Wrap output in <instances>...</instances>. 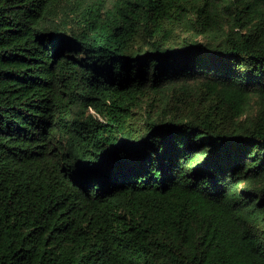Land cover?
Segmentation results:
<instances>
[{"label": "trees", "instance_id": "16d2710c", "mask_svg": "<svg viewBox=\"0 0 264 264\" xmlns=\"http://www.w3.org/2000/svg\"><path fill=\"white\" fill-rule=\"evenodd\" d=\"M0 264H264V0H0Z\"/></svg>", "mask_w": 264, "mask_h": 264}]
</instances>
